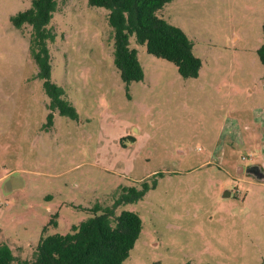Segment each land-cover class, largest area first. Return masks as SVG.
<instances>
[{"label": "rangeland", "instance_id": "obj_1", "mask_svg": "<svg viewBox=\"0 0 264 264\" xmlns=\"http://www.w3.org/2000/svg\"><path fill=\"white\" fill-rule=\"evenodd\" d=\"M31 1L0 0V242L29 260L43 230L69 233L88 208L162 172L116 209L142 222L122 264H264V0L171 1L157 16L191 41L199 76L181 78L131 37L144 78L128 86L107 11L58 0L51 80L78 120L48 109L30 27L11 24Z\"/></svg>", "mask_w": 264, "mask_h": 264}, {"label": "trees", "instance_id": "obj_2", "mask_svg": "<svg viewBox=\"0 0 264 264\" xmlns=\"http://www.w3.org/2000/svg\"><path fill=\"white\" fill-rule=\"evenodd\" d=\"M93 8L107 11V24L112 31L113 65L126 86L144 78L136 50L130 47L133 37L144 46L148 55L172 63L183 79L199 76L201 60L194 56L192 43L177 27L157 16L173 0H86ZM58 0H32L30 8L10 18L15 29L30 27L29 53L37 67V78L48 99V109L60 116L78 120V115L65 97L62 87L51 80V61L48 45L55 34L49 27L56 13ZM264 35V19L262 21ZM264 68V42L256 50ZM53 116L48 115V127ZM163 177L162 172L143 180L138 187L119 188L111 206L95 204L87 209L90 218L72 225L66 234L45 235L42 231L29 260H20L9 246L0 242V264H122L137 241L142 222L134 211L116 209L136 204Z\"/></svg>", "mask_w": 264, "mask_h": 264}, {"label": "water", "instance_id": "obj_3", "mask_svg": "<svg viewBox=\"0 0 264 264\" xmlns=\"http://www.w3.org/2000/svg\"><path fill=\"white\" fill-rule=\"evenodd\" d=\"M245 172H246V173H252V174H254V175L256 176L260 171H259V168H258V167H256V166H251V167L247 168V169L245 170ZM228 196H229V194H228Z\"/></svg>", "mask_w": 264, "mask_h": 264}, {"label": "crops", "instance_id": "obj_4", "mask_svg": "<svg viewBox=\"0 0 264 264\" xmlns=\"http://www.w3.org/2000/svg\"><path fill=\"white\" fill-rule=\"evenodd\" d=\"M260 45H261V44H260ZM259 47H260V46H259ZM259 47H258V48H259ZM258 48H257V49H258Z\"/></svg>", "mask_w": 264, "mask_h": 264}]
</instances>
